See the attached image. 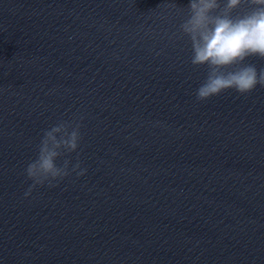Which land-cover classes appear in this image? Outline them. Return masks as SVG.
Instances as JSON below:
<instances>
[{"label":"clouds","instance_id":"1","mask_svg":"<svg viewBox=\"0 0 264 264\" xmlns=\"http://www.w3.org/2000/svg\"><path fill=\"white\" fill-rule=\"evenodd\" d=\"M175 7V5H172ZM247 6L240 14L237 9ZM179 25L181 37L191 44L190 63L194 67L207 66V76L196 89V100L207 101L225 91L250 94L258 85L264 87V68L245 63L249 57L264 59V0H190ZM81 124L60 121L44 130L36 146L37 155L29 162L24 175L32 183L25 198L39 186L55 187L73 172L83 176L77 157L75 164L63 159L80 147Z\"/></svg>","mask_w":264,"mask_h":264}]
</instances>
